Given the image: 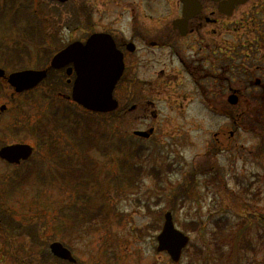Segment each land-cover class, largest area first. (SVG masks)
<instances>
[{
  "label": "rangeland",
  "instance_id": "374dc122",
  "mask_svg": "<svg viewBox=\"0 0 264 264\" xmlns=\"http://www.w3.org/2000/svg\"><path fill=\"white\" fill-rule=\"evenodd\" d=\"M34 1V10L48 23L47 48L55 51L89 34L84 22L86 0ZM168 1L151 2L157 15L171 13ZM102 4L100 1L96 6L101 12ZM8 20L3 21V26H8ZM76 25L81 26L80 30H75ZM19 26L29 28L27 24ZM4 33L0 26V34L13 45L14 36ZM31 50L28 66L43 67L48 60L37 58L38 49ZM0 82L1 106L11 102L13 90L6 82ZM179 84L171 83L166 87L169 92L159 97L153 96L144 82L128 81L119 86L121 104L127 99L133 102L129 97L133 93L157 102V129L150 138L135 136L133 131H148L152 123L145 122L137 112L120 115L122 105L112 113L91 117L99 130L114 131L117 140H130L132 149L108 157L96 148L88 152L96 182L92 181L86 189L91 196L87 205L90 204L91 213H96L81 235L77 231L76 237L70 236L57 221V212L61 216L65 204L77 197L72 187L62 180L44 186L33 175L21 190L4 195L2 182L16 168L0 159V264H39L40 251L42 264H68L49 258L54 241L69 247L78 259L77 264H264V109L260 115L259 110L241 114L248 125L239 129H222L226 118L218 119L224 123L220 128H212V115L192 108L198 106L181 112ZM56 89L54 83L47 82L12 99L15 110L10 107L0 117V147L16 142L36 147L31 127L49 125L48 118H53L56 111L61 116L66 103L59 96L71 93L68 86ZM45 93L51 98L42 97ZM122 94L127 97L125 100ZM68 104L75 107L72 102ZM77 112L84 114L81 109ZM49 128L53 129L61 150L78 156L64 131L53 124ZM37 152L44 155L47 147L37 148ZM39 155L36 154V160ZM118 158L127 159V164L121 167ZM132 167L134 182L121 181L122 174ZM40 191L44 195L39 203L46 205L47 200V206L44 215L38 217L35 195ZM180 191L186 199L184 204L173 198ZM169 210L177 228L189 233L191 239L178 262L156 249L157 235ZM15 256L19 257L18 263ZM29 258L33 260H25Z\"/></svg>",
  "mask_w": 264,
  "mask_h": 264
},
{
  "label": "flooded vegetation",
  "instance_id": "af4514ba",
  "mask_svg": "<svg viewBox=\"0 0 264 264\" xmlns=\"http://www.w3.org/2000/svg\"><path fill=\"white\" fill-rule=\"evenodd\" d=\"M100 1L103 12L96 7ZM152 1H85L84 22L90 32L85 39L75 41L86 43L95 33L108 34L122 54L124 69L113 93L118 107L113 111L122 105V116L137 112L152 123V132L146 137L150 138L157 129V102L133 93L129 96L133 102L127 99L121 104L119 86L128 81L144 82L153 96L159 97L169 92L166 87L171 83L180 82L177 95L183 98L178 102L181 112L198 106L192 108L212 115V128H220L224 123L218 119L226 118L222 129H239L246 124L241 114L259 110L260 115L264 109V0H185V9L182 0H169L168 15H157ZM80 28L76 25L75 30ZM64 75H68L67 70H54L53 83L56 85ZM74 78L72 70L64 85L71 91ZM126 98L122 94V99ZM41 254L43 251L39 252V264L44 263ZM71 254L74 261L51 251L48 256L77 264L78 259ZM18 258H14L16 263Z\"/></svg>",
  "mask_w": 264,
  "mask_h": 264
},
{
  "label": "trees",
  "instance_id": "16d2710c",
  "mask_svg": "<svg viewBox=\"0 0 264 264\" xmlns=\"http://www.w3.org/2000/svg\"><path fill=\"white\" fill-rule=\"evenodd\" d=\"M33 9V0H0V26H2V31L4 29L5 33L14 36V39L11 40L13 45H10L5 36L0 34V66L11 68V70L27 68L32 61L31 49H38L44 44L45 29L38 18L40 17L39 12ZM6 20H8V26H3V21ZM20 23L27 24L29 28H21ZM39 59L44 60L41 57ZM74 106L63 105L64 115L60 116L59 111L54 112L53 118H48L49 125L31 127L30 130L36 136V147L39 150L44 146L47 147V153L39 155L36 151L35 155H39V160L33 157L31 164L16 169L12 175L7 176L2 185L5 192H12L33 175L44 186L51 185L56 180H62L69 188H74L77 195L73 203L69 201L68 204H65L63 209H67V212L62 217L69 219L75 217L79 222L80 219L91 220L90 217L96 213L92 212V215L90 204L87 205L91 196L86 193V189L90 187L92 181H96L93 160L88 156V152L96 148L106 157L117 154V151L125 154V151H131L132 142L126 140L127 138L117 140L114 131L108 132L101 128L99 130L97 126H93L95 123L91 121L94 114L84 109H81L84 114L79 113L77 109L80 107L76 104ZM50 124L65 132L71 147L78 151V156H72L59 148V140H57L53 129L49 128ZM117 162L121 167H124L127 164V159L118 158ZM133 169L134 167L122 174L121 181L126 179L128 183L132 184L134 182ZM40 196H42L41 191L38 192L36 201H40ZM173 198L174 201L179 200V203L182 204L186 201L182 191L174 193Z\"/></svg>",
  "mask_w": 264,
  "mask_h": 264
},
{
  "label": "water",
  "instance_id": "95a60500",
  "mask_svg": "<svg viewBox=\"0 0 264 264\" xmlns=\"http://www.w3.org/2000/svg\"><path fill=\"white\" fill-rule=\"evenodd\" d=\"M182 1L188 6L185 0ZM71 62L75 64L77 72L73 86V100L93 112H108L115 109L118 102L113 97V91L123 72L124 65L122 54L117 50L111 36L94 34L85 44L72 43L53 58L51 66L62 68ZM47 72V69H27L11 73L7 79L17 90L23 91L37 84ZM4 77H6V72L0 68V78ZM135 134L148 136L142 131H136ZM32 153L31 145L21 143L2 147L0 157L10 163H18L21 159H28ZM188 242L189 237L175 227L172 213L167 212L162 231L158 235L157 250L167 251L174 261H179L182 250ZM51 250L61 258L75 260L70 251L60 242H53Z\"/></svg>",
  "mask_w": 264,
  "mask_h": 264
},
{
  "label": "bare ground",
  "instance_id": "6f19581e",
  "mask_svg": "<svg viewBox=\"0 0 264 264\" xmlns=\"http://www.w3.org/2000/svg\"><path fill=\"white\" fill-rule=\"evenodd\" d=\"M75 66V64L74 63H68V64H66L65 66H62V68L61 69H63V70H67V69H70V68H72V67H74ZM124 69V68H123ZM52 73L53 72H47V74H46V76L43 78V79H41L37 84H35L34 86H32L31 88H29V89H25V90H23V91H19V90H17V88H15L14 86H12L9 82H8V84H9V87L13 90V93H11L10 94V97H11V102H9V103H6V104H2L1 106H0V117L2 116V115H4L5 113H7L8 112V109L11 107H13L14 108V110H15V103H14V100H12L13 98H15V96H19V97H21L23 94H29V93H31L35 88H37V87H39L40 85H43V83H46V82H48V81H56V79L52 76ZM63 85V83L62 82H58V84L55 86L56 88H59L60 86H62ZM73 86H74V83H73ZM49 97L50 95L48 94V93H45V94H43L42 95V97ZM113 96H114V94H113ZM14 103V104H13ZM80 105V104H79ZM10 110V109H9ZM59 115H60V111H59ZM62 115H64V112H62ZM61 131H63V130H61ZM230 134H232V132L230 133ZM15 144H21L20 142H16V143H12V144H8V145H15ZM4 146H7V145H3V146H1L0 147V150H1V148L2 147H4ZM36 155H31L28 159H21L18 163H10V162H8V161H4L8 166H13V167H15L16 169H18V168H21L24 164H26V163H28L29 161H30V159H31V157H35ZM96 182V181H95ZM41 206H42V211L40 212V213H38L37 214V216L38 217H41V216H43L44 215V212L43 211H45V204H41ZM49 214V213H48ZM55 218L54 219H56V216H54Z\"/></svg>",
  "mask_w": 264,
  "mask_h": 264
}]
</instances>
